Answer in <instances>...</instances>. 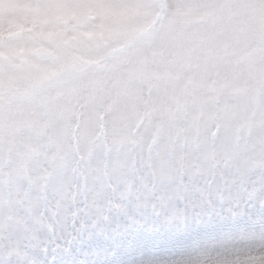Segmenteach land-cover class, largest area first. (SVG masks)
Listing matches in <instances>:
<instances>
[{
	"label": "rangeland",
	"instance_id": "rangeland-1",
	"mask_svg": "<svg viewBox=\"0 0 264 264\" xmlns=\"http://www.w3.org/2000/svg\"><path fill=\"white\" fill-rule=\"evenodd\" d=\"M123 3L121 26L101 34L89 0H0V264L110 256L96 237L53 249L76 208L127 192L119 154L147 155L153 135L144 173L159 188L212 171L226 196L262 182L264 0ZM215 253L201 242L136 264H214Z\"/></svg>",
	"mask_w": 264,
	"mask_h": 264
},
{
	"label": "snow or ice",
	"instance_id": "snow-or-ice-1",
	"mask_svg": "<svg viewBox=\"0 0 264 264\" xmlns=\"http://www.w3.org/2000/svg\"><path fill=\"white\" fill-rule=\"evenodd\" d=\"M71 7L57 5L56 10ZM88 12L103 34L121 26L127 7L123 0H89ZM54 43L57 49L64 47L62 42ZM157 142L153 135L147 155L143 147H123L116 164L127 178V192L119 199L76 208L71 213L72 230L53 251L63 243L69 248L73 243L86 247L96 237L110 246L111 255L91 264H136L138 258H155L203 242L216 250L214 264H264V169L259 186L249 191L241 185L235 195L224 194V175L218 177L215 171L198 177L194 187L182 180L172 190L159 188L155 178L144 173L151 167ZM136 178L143 181L145 190L133 191ZM108 186L113 191L119 187L111 181ZM122 250L124 258H117ZM49 264H55L54 257Z\"/></svg>",
	"mask_w": 264,
	"mask_h": 264
}]
</instances>
